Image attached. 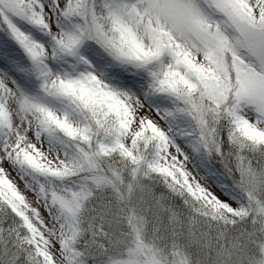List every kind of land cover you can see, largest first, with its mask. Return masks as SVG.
Masks as SVG:
<instances>
[{
  "label": "snow or ice",
  "instance_id": "snow-or-ice-1",
  "mask_svg": "<svg viewBox=\"0 0 264 264\" xmlns=\"http://www.w3.org/2000/svg\"><path fill=\"white\" fill-rule=\"evenodd\" d=\"M0 264H264V0H0Z\"/></svg>",
  "mask_w": 264,
  "mask_h": 264
}]
</instances>
